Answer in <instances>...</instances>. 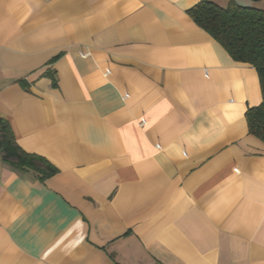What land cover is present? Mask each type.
I'll list each match as a JSON object with an SVG mask.
<instances>
[{
    "label": "crops",
    "instance_id": "0c3cea01",
    "mask_svg": "<svg viewBox=\"0 0 264 264\" xmlns=\"http://www.w3.org/2000/svg\"><path fill=\"white\" fill-rule=\"evenodd\" d=\"M203 0H0V264H264L257 72ZM229 1L264 8V0Z\"/></svg>",
    "mask_w": 264,
    "mask_h": 264
},
{
    "label": "trees",
    "instance_id": "16d2710c",
    "mask_svg": "<svg viewBox=\"0 0 264 264\" xmlns=\"http://www.w3.org/2000/svg\"><path fill=\"white\" fill-rule=\"evenodd\" d=\"M194 23L218 42L237 63L252 67L258 75L262 102L245 114L248 135L264 144V8L242 7L229 1L225 7L203 0L187 11ZM0 149L19 168L31 169L38 178L57 170L44 158L22 152L8 125L0 120Z\"/></svg>",
    "mask_w": 264,
    "mask_h": 264
}]
</instances>
